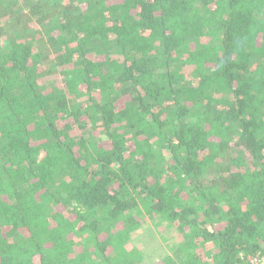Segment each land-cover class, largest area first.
Listing matches in <instances>:
<instances>
[{"label": "trees", "instance_id": "trees-1", "mask_svg": "<svg viewBox=\"0 0 264 264\" xmlns=\"http://www.w3.org/2000/svg\"><path fill=\"white\" fill-rule=\"evenodd\" d=\"M145 218L264 255V0H0V264H142Z\"/></svg>", "mask_w": 264, "mask_h": 264}, {"label": "rangeland", "instance_id": "rangeland-1", "mask_svg": "<svg viewBox=\"0 0 264 264\" xmlns=\"http://www.w3.org/2000/svg\"><path fill=\"white\" fill-rule=\"evenodd\" d=\"M76 135V131L72 133ZM93 135H97L94 132ZM105 137H99L101 142ZM165 154V151L163 152ZM181 241L175 226L166 222H153L145 218L141 227L131 234L130 248L138 249L143 254L142 264H155L162 258L172 255L173 247Z\"/></svg>", "mask_w": 264, "mask_h": 264}, {"label": "built area", "instance_id": "built-area-1", "mask_svg": "<svg viewBox=\"0 0 264 264\" xmlns=\"http://www.w3.org/2000/svg\"><path fill=\"white\" fill-rule=\"evenodd\" d=\"M241 263L240 264H264V255L256 254V255H241Z\"/></svg>", "mask_w": 264, "mask_h": 264}]
</instances>
